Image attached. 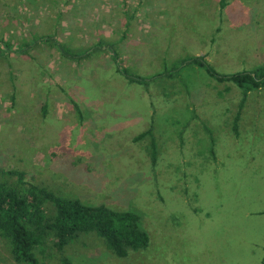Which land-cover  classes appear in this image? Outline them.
Listing matches in <instances>:
<instances>
[{
	"label": "rangeland",
	"instance_id": "374dc122",
	"mask_svg": "<svg viewBox=\"0 0 264 264\" xmlns=\"http://www.w3.org/2000/svg\"><path fill=\"white\" fill-rule=\"evenodd\" d=\"M224 1L55 0L43 27L0 30V169L61 196L135 211L151 241L118 258L89 233L59 253L37 248L39 264L62 256L71 264H264V89L247 95L235 138L224 122L239 88L179 67L202 49L220 74L264 67V0ZM147 25L156 32L139 33ZM138 34L140 57L129 39ZM41 35L67 54L95 50L74 64ZM10 41L34 44L10 51ZM106 51H117L131 75L154 78L130 82ZM0 264H16L5 238Z\"/></svg>",
	"mask_w": 264,
	"mask_h": 264
},
{
	"label": "trees",
	"instance_id": "16d2710c",
	"mask_svg": "<svg viewBox=\"0 0 264 264\" xmlns=\"http://www.w3.org/2000/svg\"><path fill=\"white\" fill-rule=\"evenodd\" d=\"M220 3L224 7L225 1L221 0ZM45 39L71 60L86 58L95 50L92 48L83 54H67L63 52L65 47L55 37L46 36L38 40ZM33 44L34 42L27 43L25 52ZM116 54V51H111L116 70L130 82L147 84L154 78L131 75L127 67L118 61ZM188 64L203 68L220 83L229 81L235 84L241 92L239 109L243 108L250 91L264 88V67L220 74L211 68L203 56L182 59L179 67ZM240 112L234 119L233 129L236 134ZM0 174L15 175L17 178L15 182L0 180V238L9 240L10 255L16 264H39L37 248L62 251L89 233L100 238L106 248L118 258L126 257L130 251L145 250L150 246L149 234L141 225V216L135 211L114 210L102 203L88 204L78 197L61 196L45 186L25 180L23 171L0 169ZM59 260L61 264H71L65 256Z\"/></svg>",
	"mask_w": 264,
	"mask_h": 264
},
{
	"label": "crops",
	"instance_id": "0c3cea01",
	"mask_svg": "<svg viewBox=\"0 0 264 264\" xmlns=\"http://www.w3.org/2000/svg\"><path fill=\"white\" fill-rule=\"evenodd\" d=\"M48 2L51 3V5L48 4L47 7H46L45 4H47ZM218 2H219V7H220L221 6V3H220L221 0H218ZM54 5H55V0H0V30L3 31V32L4 31L5 32L6 31L12 32L13 30H15V27H19L21 25L26 26L29 29H33V30L35 28L36 29H39V28L43 27V25H45V18H44L45 15L51 16V15H54L55 14L54 11H55V8L56 7H53ZM51 7H52V9H51ZM46 9L47 10L51 9V11L45 12ZM181 10L182 9H178V10L171 9V12H173V13H171L169 11V9H159V11H158L157 14H161V15H173L174 12H178V11H181ZM161 11H166V12L164 14H162ZM167 12H170V13L166 14ZM212 14H213V16L215 14L218 16V14H220V8H219V10H217V13H216L215 10H213L212 11ZM213 21H215V20L213 19ZM216 21H217V23L220 22L219 19H217ZM47 22H49V24H51L52 26L56 25L54 19L48 20ZM13 26H14V28L12 29ZM139 27H140L139 33H141V32H147V31L148 32H151V33L152 32H156L155 28H153L152 25H147L146 27H141V26H139ZM159 27H161V25ZM134 30H135V28H134ZM139 36H140V34H138V37H135V36L133 37L132 36L129 39H131L132 40L131 42L133 43V47L131 48L132 49V51H131L132 54L133 53L136 54L135 51H138L137 54L140 57V55H141L142 52H139V49L137 48L136 43H141V42L144 43L145 41H143V40H145V39H142L141 40V36L140 37ZM41 37H45V36L44 35H41ZM147 37H148V39H151L150 34L149 35H146L145 38H147ZM155 37L156 36H154V38ZM122 41L123 42L125 41V30L123 31V33H121L119 35V37H118V44L120 42H122ZM15 42L16 41L7 42V44H6L7 49L8 50H10V49L12 50L13 48H23V47H26V44H27L25 41H20V42H16V43ZM59 44L62 45V46H64V47H66V44L65 45L62 44V43H59ZM143 45H145V44H143ZM66 48H68V47H66ZM106 52L111 57V52H109V51H106ZM116 53H117L116 54L117 55V58L119 59V53L117 51H116ZM58 54H59V56H60V54L63 56V57L60 56L61 58H64L62 60H64V61L70 60L71 61L70 57H66L65 55H63L60 52H58ZM202 54L203 55L206 54L203 49L200 50V51H198L197 53H195L194 56H199V55H202ZM90 56L91 55H89L86 58H89ZM86 58L80 59L79 61H85ZM72 62L74 64H76L75 60L72 61ZM68 63H71V62H68ZM190 72H191V70H190ZM185 89H187V85H185ZM261 89H264V88L257 89L256 91L261 90ZM251 92L252 91H250L248 93V95H250ZM185 94H187V93L185 92ZM259 108L264 109V107H262V106L259 107ZM201 110H203V109L200 108V110L198 111V114H199V116L203 117V115H200ZM240 111H242V109H239V107H237L236 111L233 112L232 115H231V111H230L229 118H228L229 119L228 121H230V122H228V124L226 122H224V121L223 122L226 125H229L230 128H234V122H235L234 119L236 118L238 112H240ZM240 114H241V112H240ZM241 118L242 117H239V119L237 120V123L240 121ZM255 118H260V116L257 115V114H254L253 117H252V119H255ZM191 119L194 121L195 120V116H193ZM196 119H198L197 116H196ZM200 119H198V120H200ZM252 119H249L248 120V123L250 122L251 126L254 127L255 125H252ZM259 124H260V121L258 122L257 127L259 126ZM185 127H188V125H186ZM236 127L238 129V125ZM234 134L235 135H233V136L236 138L237 134L236 133H234ZM187 136L190 137V135H187ZM185 139H186V136H185ZM210 145L211 146H210V152L209 153L212 154L213 156H215L216 155V150L213 147V143L210 144ZM212 158L213 159H220V158H215V157H212Z\"/></svg>",
	"mask_w": 264,
	"mask_h": 264
}]
</instances>
